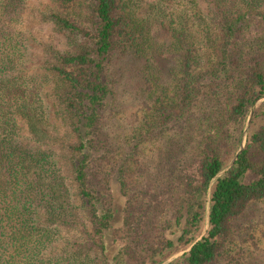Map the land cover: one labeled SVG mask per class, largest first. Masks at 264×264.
<instances>
[{
    "label": "trees",
    "instance_id": "trees-1",
    "mask_svg": "<svg viewBox=\"0 0 264 264\" xmlns=\"http://www.w3.org/2000/svg\"><path fill=\"white\" fill-rule=\"evenodd\" d=\"M27 1L0 0V264H163L188 248L168 264H242L236 226L264 203V0H36L28 16L55 36L33 75L20 66L39 40L10 25ZM132 70L147 97L112 145L104 120ZM189 132L178 184L148 189L144 158L178 155Z\"/></svg>",
    "mask_w": 264,
    "mask_h": 264
},
{
    "label": "rangeland",
    "instance_id": "rangeland-1",
    "mask_svg": "<svg viewBox=\"0 0 264 264\" xmlns=\"http://www.w3.org/2000/svg\"><path fill=\"white\" fill-rule=\"evenodd\" d=\"M30 5L32 8H30ZM43 6L39 5V2L36 0H28L21 12L16 16L21 19L19 21L13 20L10 23L13 28L23 31L24 36H35L39 40L38 42L32 40L33 44L29 42L27 57L25 58L24 64L20 66V72L22 71L29 75L37 74L41 65L44 64L43 54L38 47L39 42L42 40L49 42L51 41L49 36H55L52 35V30L49 26H45L46 28L44 27L45 29H43L42 26L37 24L36 19H31V14L35 10V7ZM30 11L32 13L28 16ZM25 15H27V19H25ZM25 31L26 34L24 33ZM57 44H59L58 40ZM122 83L123 89L120 88L121 91L119 89L120 93L116 106L114 107L113 115L104 120L103 133L112 145L119 144L123 140V137L135 126L137 114H139L138 110L142 106V101H145L148 92L144 91V84L143 82L141 83V76L137 74V71L132 70L129 81L123 79ZM191 134L189 132V138H181L178 141V149L172 151L177 152L178 155L168 154L164 146L160 149L155 148L147 154L142 163L143 173L141 179L148 189L159 190V187L165 188L164 178L168 176H170L169 184L171 182L178 184L176 179L181 173L180 170L191 161L196 150V148L191 149L192 146L186 143V140H190ZM173 190L177 192L178 188L174 187ZM111 192L115 214L112 226L105 234V245L106 252L112 260L113 258L116 259L121 252V243L116 235V230H119L122 225L124 203L116 182H112ZM236 232L239 246L238 251H240L244 259V261L241 260V263L264 264V203L251 206L236 226ZM223 262H220V264H223Z\"/></svg>",
    "mask_w": 264,
    "mask_h": 264
},
{
    "label": "water",
    "instance_id": "water-1",
    "mask_svg": "<svg viewBox=\"0 0 264 264\" xmlns=\"http://www.w3.org/2000/svg\"><path fill=\"white\" fill-rule=\"evenodd\" d=\"M263 101H264V97L260 98V99L257 101V103H259V102H263ZM252 110H253V109H252ZM252 110L250 111V114H249V116H248V120H247V124H246V130H247V127H248L249 122H250V120H251ZM246 130H245V131H246ZM243 139H245V137H244ZM243 147H244V140H243V142H242V145H241L240 150L238 151L237 155H236V156L234 157V159L230 162V164H229V165H228V166H227L222 172H220V173L218 174V176H217L216 178H219L220 176H222L226 171H228V170L232 167V165L234 164V162H235V160H236L238 154L241 152V150L243 149ZM208 200H209V194H208ZM208 204H209V202H208ZM208 204H207V207H208ZM206 223H207V222H206ZM188 250H189V248H188L186 251H188ZM186 251H184V252H186ZM184 252H181V253H179V254H177V255L171 257L170 259H168V260H167L166 262H164L163 264H168V263H170V262L173 261L174 259H176V258H178L179 256H181Z\"/></svg>",
    "mask_w": 264,
    "mask_h": 264
}]
</instances>
